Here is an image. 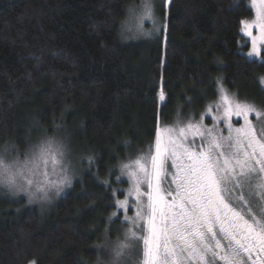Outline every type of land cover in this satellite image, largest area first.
<instances>
[{"label": "trees", "instance_id": "obj_1", "mask_svg": "<svg viewBox=\"0 0 264 264\" xmlns=\"http://www.w3.org/2000/svg\"><path fill=\"white\" fill-rule=\"evenodd\" d=\"M131 3L0 0V148L22 153L63 129L76 151L94 158L52 206L0 191V264H95L98 255L107 264L109 252L95 245L105 228L122 238V215L108 217L124 197L126 181L116 177L127 147L148 150L161 117L187 98L198 111L214 101L217 78L264 108V61L246 55L250 43L239 34L254 14L249 0L163 2L165 50L160 41L141 50L123 44ZM138 53L149 61L145 72L132 64Z\"/></svg>", "mask_w": 264, "mask_h": 264}, {"label": "snow or ice", "instance_id": "obj_2", "mask_svg": "<svg viewBox=\"0 0 264 264\" xmlns=\"http://www.w3.org/2000/svg\"><path fill=\"white\" fill-rule=\"evenodd\" d=\"M250 6L254 18L240 21L239 34L251 44L247 56L259 57L264 0H250ZM146 19L151 31L143 28ZM120 28L123 38L159 33L153 0L139 5L133 0ZM217 83L220 97L214 103L222 114L214 121H223V128L202 120L158 123L148 151L120 164L116 179L127 177L130 187L119 190L124 199H115L117 211L108 221L122 215L128 226L115 240L105 228L103 243L95 245L109 252L111 264H264V109L229 94L219 78ZM159 99L165 100L163 91ZM233 117L243 122L236 126ZM10 152L8 147L0 151V187L13 196L23 193L29 204L50 203L71 186L74 165L58 137H45L23 159L19 153L10 158ZM93 159L87 157L90 164Z\"/></svg>", "mask_w": 264, "mask_h": 264}, {"label": "rangeland", "instance_id": "obj_3", "mask_svg": "<svg viewBox=\"0 0 264 264\" xmlns=\"http://www.w3.org/2000/svg\"><path fill=\"white\" fill-rule=\"evenodd\" d=\"M163 2H164V4L167 7L168 6V0H153L154 14H155V17L157 18V20L159 22V26L161 28L160 32L159 33H155L152 36H144V35L133 36V35H129L127 38H123L122 37V39H123L122 42H123L124 45L129 46V47H135V48H138L139 50H141L142 47H147L149 45H152L153 41L154 42L160 41V43H163V49L162 50H165L166 40H165V34H164L165 30L163 29V24L165 23L164 22L165 21L164 13H163L164 12V4H163ZM249 2H250V0H249ZM166 7H165V9H166ZM253 11H254V14H253L252 18L249 19V20H252L254 18L255 10L253 9ZM153 27L154 26H153V24H152V22L150 20L146 19L143 22V28H144L145 31H151L153 29ZM253 34L254 35H258L259 34L258 30L253 29ZM250 48H251V44H250ZM250 48H249V50H250ZM147 51H148V48H144L142 53L146 55ZM131 52H134L132 50V48H131ZM246 55H247V53H246ZM142 57L143 56L140 55L139 53L137 55H133L132 64L135 67L137 65L138 66L140 65V67L142 69L144 67H146V65H145V58L146 57L145 58H142ZM249 58L252 59V60L264 61V51H262L261 56H259V57H249ZM148 62L149 61L147 59V65H148ZM145 71H146V68L143 69V72H145ZM158 85L160 86L159 92H158V100H159L160 105H163L165 103V101H166V94L164 93L163 88H162V85H163L162 80L158 81ZM161 91H163L164 96H165V100H163V101H161L159 99V95H160ZM228 92H229V94L234 93V92H232L230 90H228ZM219 97H220V93L218 91L217 98L214 101L210 102L207 106H204V108L202 110H199V111L196 109L195 101L192 98H187V104L186 105H180L179 107H177V109L174 112H172L170 115H168V117L167 116H163V118L161 117V120L159 121V124L161 126H163V125H175L177 120H180L182 122V124L186 123V122H189V121L198 122V121L202 120L203 124L207 125L209 127H211L213 125V123L215 122V123L218 124L219 127L223 128L224 127V122L223 121H219V122L214 121V117L216 115L222 114V109H217L216 106H215V103H214V102H218L219 101ZM237 97H238V99L240 101H245V100L239 98V96H237ZM210 104L212 105L211 114H209L207 112V108H208V106ZM261 109H264V108L261 107ZM250 118L253 119L254 123L256 122L254 115L251 116ZM242 122H243L242 118H239V117H233V119H232V123L234 125H236V126H239V124L242 123ZM226 134L227 133L225 132V135ZM53 136H56L59 139L63 140V142L67 145V148L69 150V158L72 160L73 165H74V172L72 173V184H73L74 181L79 177V175L82 172L83 168L85 166L91 165L92 163L90 164L88 162V160H87V157H89V156H87V155L84 156V153H80V152L76 151L75 146L73 144V138H72V134H71L70 130H69V134L68 133L66 134L64 132V130L62 129L59 132L58 135L55 134ZM40 141H38L37 143H39ZM37 143L31 144L29 149L24 151V152H22V153H20L18 151L12 152V150H11L10 158L16 156L19 153V154H21V159H23L24 158L23 157V153L29 151ZM6 147L11 149V145H8ZM3 149L4 148H0V151H2ZM147 151L148 150H146L145 152L141 153V151H138V150L135 151L133 148L127 147L126 151H125V154H127V156L129 157V160H131V159L136 158L138 155H142V154L146 153ZM134 153H136L137 155L133 156ZM129 160H125V162H123V163L129 162ZM53 178L54 179H58V177H53ZM120 179H125V181H126V185L124 186V189H127L128 187H130V183H129L127 177L121 176ZM72 184H71V186H72ZM71 186L65 188V191L60 196L53 197V199H52V201L50 203H43L42 204L40 202H34V203H31V205H37V206H40V207H42V206L48 207L46 205L51 204L52 202H53L52 204H54L55 203L54 201L57 200L58 198H60L61 196H63L66 193V191L71 188ZM0 191L8 194L11 197L23 198L28 203V199L23 193H21L18 196H13L10 192L7 191V189H5L3 187H0ZM122 199H124V197ZM52 204H51V206H52ZM133 214H134L133 210L130 208L129 211H128V215H133ZM122 220H123V216H122ZM127 226H128L127 224L122 223V230H124ZM111 230H113L112 227L109 229V231H111Z\"/></svg>", "mask_w": 264, "mask_h": 264}, {"label": "clouds", "instance_id": "obj_4", "mask_svg": "<svg viewBox=\"0 0 264 264\" xmlns=\"http://www.w3.org/2000/svg\"><path fill=\"white\" fill-rule=\"evenodd\" d=\"M95 264H97V259L95 261ZM101 264H105V262L102 260ZM107 264H111V259L107 262Z\"/></svg>", "mask_w": 264, "mask_h": 264}]
</instances>
